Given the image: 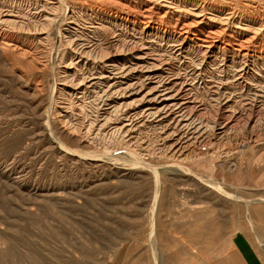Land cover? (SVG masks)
Listing matches in <instances>:
<instances>
[{"label": "rangeland", "instance_id": "1", "mask_svg": "<svg viewBox=\"0 0 264 264\" xmlns=\"http://www.w3.org/2000/svg\"><path fill=\"white\" fill-rule=\"evenodd\" d=\"M73 1L97 8L120 5L138 15L143 11L133 6V0H129L133 7H127L124 0L120 4L119 0ZM82 23L89 26L85 20ZM13 40L4 48L0 41V264H154L152 247L157 264H189L190 257L207 259L225 250L238 232L251 240L258 241L256 235L264 240L261 217L251 214L255 230L248 225L252 203L264 202V136L253 142V153L246 156L228 152L232 144L218 145L214 150L221 155L220 160L216 155L214 172L190 167L212 174L236 198L221 192L199 193L192 177L171 178L168 171L175 165L154 155L152 164L159 170L161 187L150 216L155 190L152 172L122 167L118 160L107 162L102 138L79 139L61 125L57 113L66 97L59 94L58 79L65 58L60 62L61 55L52 57V53L42 57L20 39ZM231 41L236 46L243 39L235 36ZM144 43V51L167 56L163 43ZM254 53L264 55V42L256 45ZM174 63V73L194 103L213 105L220 88L238 115H246L254 104L255 115L264 124V68L244 81L235 69L222 73L216 64L205 71L202 80H196L188 57L174 59ZM261 125L258 132L263 130V134ZM147 130L141 137L146 139L149 133L150 143H160L158 133ZM96 153L100 155L95 159ZM168 164L172 167L166 168Z\"/></svg>", "mask_w": 264, "mask_h": 264}, {"label": "bare ground", "instance_id": "2", "mask_svg": "<svg viewBox=\"0 0 264 264\" xmlns=\"http://www.w3.org/2000/svg\"><path fill=\"white\" fill-rule=\"evenodd\" d=\"M72 1L0 0L2 48L14 38L41 52L42 57L52 53V57L61 55L60 62L65 58L58 91L65 94L66 104L57 113L64 129L79 139L102 138L105 146L101 154L107 162L118 160L122 167L152 172L155 190L150 216L161 187L160 174L152 164L157 154L165 164L175 165L168 171L171 178L192 177L201 194L221 192L236 198L211 178L212 174L190 167L213 171L216 155H221L214 148L224 143L234 145L228 152L252 154L253 142L264 136L263 130L258 132L264 124L256 117L252 103L246 115H238L220 88L213 105L194 103L174 73V59L188 57L196 80H202L205 71L216 64L222 73L235 69V75L244 81L254 77L264 68V55L254 53L256 45L264 42V0H133L134 7L143 9L140 16L120 5L97 8ZM124 1L133 7L131 1ZM84 20L89 26L82 23ZM235 36L243 41L233 46ZM146 40L163 43L167 56L144 51ZM146 129L152 135L158 133L160 143H150L149 133L143 139ZM150 225H154L152 220ZM151 250L157 264L155 247Z\"/></svg>", "mask_w": 264, "mask_h": 264}, {"label": "crops", "instance_id": "3", "mask_svg": "<svg viewBox=\"0 0 264 264\" xmlns=\"http://www.w3.org/2000/svg\"><path fill=\"white\" fill-rule=\"evenodd\" d=\"M256 203L257 206H254ZM250 207L248 215V225L251 230H255L256 221L251 214L261 217V226L264 227V202H254ZM251 222V223H250ZM256 233V232H255ZM261 239L260 235H256ZM251 240L243 233L234 234L229 240L225 250L209 258L190 257L189 264H264V240ZM196 259V261H193ZM186 262V263H188ZM180 263H185L184 261Z\"/></svg>", "mask_w": 264, "mask_h": 264}]
</instances>
